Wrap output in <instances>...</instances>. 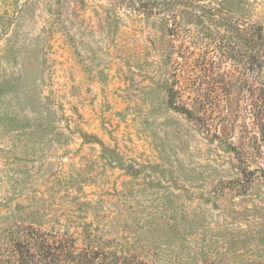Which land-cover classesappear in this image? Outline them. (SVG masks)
Listing matches in <instances>:
<instances>
[{"label":"rangeland","instance_id":"1","mask_svg":"<svg viewBox=\"0 0 264 264\" xmlns=\"http://www.w3.org/2000/svg\"><path fill=\"white\" fill-rule=\"evenodd\" d=\"M185 63L222 85L204 125L169 103ZM263 108L264 0H0V264L30 232L264 264Z\"/></svg>","mask_w":264,"mask_h":264},{"label":"trees","instance_id":"2","mask_svg":"<svg viewBox=\"0 0 264 264\" xmlns=\"http://www.w3.org/2000/svg\"><path fill=\"white\" fill-rule=\"evenodd\" d=\"M225 50L227 48L222 52L224 55L227 54ZM183 68L179 89L176 90L173 86L169 88V103L189 120L204 125V120L200 114L205 110L206 103L210 107L212 106L213 109L217 108L218 103L213 100L212 96L216 87L221 84H218L213 77L212 64L208 65V69L205 71L206 75L202 77L201 74H195L196 64L189 65L185 63ZM205 79H208V81H203ZM204 83L209 85L208 90H206V93L200 94V88ZM177 84L178 81H175L174 86ZM222 91L226 94V99H224L226 106L231 110L234 109L237 101L231 97V90L226 84H223ZM184 96L189 97L186 103H184L185 101L180 105L175 103L178 98L181 99ZM201 106L204 110L201 109ZM255 117L258 122L256 128L263 136L264 113L257 112ZM11 252L9 258L14 261V264H146L132 254L120 253L89 243L79 242L74 237L64 238L59 235L40 232L37 234L27 233L25 240L14 243Z\"/></svg>","mask_w":264,"mask_h":264}]
</instances>
